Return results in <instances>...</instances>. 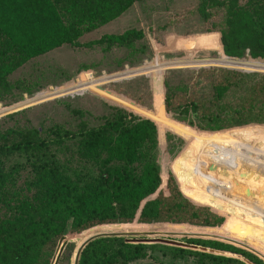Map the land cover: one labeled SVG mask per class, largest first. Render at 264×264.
I'll use <instances>...</instances> for the list:
<instances>
[{
    "label": "trees",
    "instance_id": "obj_1",
    "mask_svg": "<svg viewBox=\"0 0 264 264\" xmlns=\"http://www.w3.org/2000/svg\"><path fill=\"white\" fill-rule=\"evenodd\" d=\"M133 1L0 0V87L25 61L63 44L81 46L77 39L84 30L114 19ZM222 1L216 0L211 11L223 12ZM253 1L242 10L236 0H225L226 17L205 24L222 33L220 57L213 62L239 65L222 59H240L245 50L250 60L264 61V22L257 18ZM195 12L190 8L176 19ZM128 36L109 34L82 45L120 44ZM190 71L211 92L209 100L197 99L196 93L178 102L170 96L161 100L156 89L155 110L141 113L145 118L119 114L46 141L35 132L0 129V264H53L65 234L72 248L66 256L65 245L56 264H70L74 247L93 233L150 223L219 233L193 232L188 234L195 236L176 240L186 247L98 237L83 246L77 264H129L150 251L172 259L190 257L196 264H245L225 253L248 264H264V141L253 152L236 135H197L182 117L166 113L183 110L194 117L190 125L198 130L264 124V73L222 67ZM212 101L213 109L205 107L203 102ZM129 109L138 110L133 104ZM154 122L160 138L170 137L172 148L190 139L176 153L175 172H158Z\"/></svg>",
    "mask_w": 264,
    "mask_h": 264
},
{
    "label": "rangeland",
    "instance_id": "obj_2",
    "mask_svg": "<svg viewBox=\"0 0 264 264\" xmlns=\"http://www.w3.org/2000/svg\"><path fill=\"white\" fill-rule=\"evenodd\" d=\"M215 1L135 0L114 19L84 30L77 39L81 46L72 47L63 44L25 61L5 76L6 86L0 87V114L15 108L19 109L21 106L23 109L1 116L0 129L16 130L23 133L35 132L39 138L46 141L53 138L54 134L63 136L68 134L67 136H69L82 128L95 126L101 122L102 118L113 119L119 114L131 115L136 119L145 118L141 113L155 110L156 89L161 100L170 96L178 102L186 95L193 93L197 94V99L209 100L211 92L207 90L202 79H196V74L190 71L198 72L200 69L208 68L198 66L199 63L235 67L232 69L248 71L251 69L264 71L263 60L251 59L254 62H262H247V60L251 61L247 50L244 51V55L240 59L230 58L236 61L222 59L239 62V65L213 62L220 57L218 56L220 54L219 41L222 33L205 27V24H215L216 21L221 20L222 16L225 18L228 10L224 5V0L222 1L223 12L218 9L212 12L211 9L214 7ZM247 1L236 0L235 6L242 10L249 9L251 5ZM253 4L258 7L257 18L264 22V0H257V3ZM190 8L195 9L196 12L189 18L178 22L176 19L178 15L189 11ZM125 32H129L128 39L120 44L82 45L104 35ZM201 59L206 61L193 62ZM181 65L188 67H180ZM203 65L205 66V64ZM152 67H157V69L148 72L147 70ZM140 69H146V72L129 76V73L140 71ZM123 70L125 73L119 74L120 76L108 77L110 74ZM112 96L118 98L115 99L117 102L108 98ZM28 103L31 105H27ZM203 103L209 109L214 108L213 101ZM131 104L138 110L129 109ZM166 113L182 117L186 121L185 126L197 135L220 132L236 135L233 138L239 143L246 142V145L252 149L251 151L260 150L258 143L264 141V124L249 123L218 131L198 130L190 125V120H193L194 117L186 116L187 114L183 110L174 108ZM154 124L156 134L153 158L158 172H175L178 167L176 153L184 144H188L187 141L190 139L182 141L179 148H172L169 146L171 141L169 143V139H167L170 137L160 138L158 126L155 122ZM23 176L24 174H22V179ZM107 232L125 234L124 237L130 242L166 244L178 247H186L183 243L176 241L179 238L195 236L183 235L184 233L208 232L213 235L219 233L216 230H206L194 226L181 227L160 225L159 223L124 225L119 229H109ZM146 232L151 233V236L144 235ZM222 236L228 237L229 235L222 234ZM68 237L65 234L59 239L67 245L66 256L72 248V245L65 243L70 240ZM200 237L225 241L214 236ZM167 238L172 240H166ZM229 243L256 255L241 245ZM259 244H263V242H259ZM74 250L75 247L70 256V264ZM54 255L55 250L52 257ZM223 255L248 264L236 255L228 253ZM129 264L196 263L190 257L172 259L160 255L159 252L150 251L143 259Z\"/></svg>",
    "mask_w": 264,
    "mask_h": 264
},
{
    "label": "water",
    "instance_id": "obj_3",
    "mask_svg": "<svg viewBox=\"0 0 264 264\" xmlns=\"http://www.w3.org/2000/svg\"><path fill=\"white\" fill-rule=\"evenodd\" d=\"M202 61H206V60H205V59L194 60L193 62H202ZM192 64H198V63H192ZM199 64H200V65H198V66H201V67H222V68H228V69H231V68L226 67V66L212 65V64H209V63H202V64L199 63ZM203 64H205V66H204ZM177 68H179V67H177ZM123 72H124V70L121 71V72H117V73H115V74H118V73L120 74V73H123ZM250 72H261V73H264V71L257 70V69H251ZM115 74H114V75H115ZM24 108H25V107H24ZM20 109H23V108H19V109H16V108H15V109H12V110H10V111L4 113V114H0V117L3 116V115H5V114H8V113H12V112L18 111V110H20ZM165 234H168V233H165ZM124 235H125V234L114 233V232H99V233H97V234H94V235L88 237V238H87V239L81 244V246H80L77 250L74 251V254H73V258H72V262H71V264H77V258H78V255H79L80 250L83 248V246H84L86 243H88V242L91 241L92 239H95V238H98V237H106V236H124ZM146 235H151V233H148V234H146ZM183 235H194V234H183ZM58 241H59V240H58ZM64 247H65V244H63L62 247H61V249L59 250V252H58L57 254L55 253V255L52 257L51 262L53 261V264H56V263H57V260L59 259L60 255H61V253H62V251H63V249H64Z\"/></svg>",
    "mask_w": 264,
    "mask_h": 264
},
{
    "label": "bare ground",
    "instance_id": "obj_4",
    "mask_svg": "<svg viewBox=\"0 0 264 264\" xmlns=\"http://www.w3.org/2000/svg\"><path fill=\"white\" fill-rule=\"evenodd\" d=\"M180 67H188V66L187 65H181ZM229 68H235V67H229ZM155 69H157V67H155V68H153V67L152 68H149L147 71L149 72V71H153ZM144 72H146V69L145 70L144 69H140V71L129 73V76L139 75V74H142ZM123 73H125V71ZM123 73H120V75L123 74ZM130 74H132V75H130ZM120 75H119V73L118 74H115V75L114 74H110V75H108V77H114V76H120ZM27 105H31V104L28 103ZM27 105H25V106H27ZM21 108H22V106H21Z\"/></svg>",
    "mask_w": 264,
    "mask_h": 264
}]
</instances>
